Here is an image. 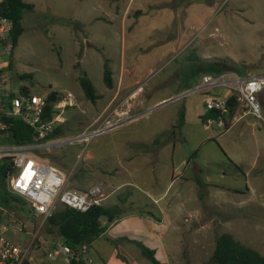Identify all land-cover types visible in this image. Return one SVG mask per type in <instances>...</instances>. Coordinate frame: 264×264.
Masks as SVG:
<instances>
[{
  "label": "rangeland",
  "instance_id": "1",
  "mask_svg": "<svg viewBox=\"0 0 264 264\" xmlns=\"http://www.w3.org/2000/svg\"><path fill=\"white\" fill-rule=\"evenodd\" d=\"M24 1L34 10L24 13L23 34L9 54L5 91L64 98L58 139L80 141L36 155L65 174L68 188L102 187L104 206L121 216L103 218L114 226L85 258L151 264L139 242L162 263L206 264L223 233L264 256V119H233L226 130L222 120L205 119L206 95L196 91L211 64L242 78L264 77V0ZM84 75L99 96L95 103L81 88ZM260 101L264 116V90ZM25 204L39 234L32 250L46 257L47 223ZM21 211L15 204L2 214L25 225ZM147 218L155 234H148ZM9 228L21 240L19 229Z\"/></svg>",
  "mask_w": 264,
  "mask_h": 264
},
{
  "label": "built area",
  "instance_id": "2",
  "mask_svg": "<svg viewBox=\"0 0 264 264\" xmlns=\"http://www.w3.org/2000/svg\"><path fill=\"white\" fill-rule=\"evenodd\" d=\"M13 27V22L10 19L0 16V163L6 159L12 164L13 172L7 180L8 190L23 198L31 210L43 217L44 220L51 217L60 205L81 213L88 212L94 206H103L108 196L102 187L94 186L87 191L68 188L63 173L36 155L38 149L52 146L62 147L80 141V137L69 141H59V139L45 141L47 136L53 132V125L58 120L55 119L49 124H41L45 100L35 96L32 98L16 97L10 100V105H6L10 93H6L4 86L8 78L6 69L9 67L8 58L12 49L8 38ZM215 89H226L232 92L239 106L234 117L235 121H241L247 116L264 119L259 97V94L264 90V77L242 78L235 73L227 72L204 75L196 91L206 95V105L210 111L227 114L226 98L207 95ZM4 115L21 116L27 124L37 130L41 141L23 146L3 143L5 137L3 132L6 125L2 123L1 118ZM56 118H60V115ZM87 250L88 248L84 247L83 252ZM62 254L67 256L69 262L72 252L63 245L51 252L49 258L55 261ZM28 256L29 249L21 248L9 241L3 233H0V264H25ZM89 264H93V262L89 260Z\"/></svg>",
  "mask_w": 264,
  "mask_h": 264
},
{
  "label": "trees",
  "instance_id": "3",
  "mask_svg": "<svg viewBox=\"0 0 264 264\" xmlns=\"http://www.w3.org/2000/svg\"><path fill=\"white\" fill-rule=\"evenodd\" d=\"M33 10L34 6L24 0H3L0 2V16L10 19L14 25L13 31L8 38L13 48L16 47L24 31L22 27L24 13ZM224 71L223 67L214 64L206 68V72L209 74H220ZM27 77L32 78V76ZM79 82L88 101L95 103L99 96H97L89 78L84 75L79 78ZM104 83L107 88H113L112 72L107 66H105L104 70ZM16 97L32 98L33 96L28 88H23L19 95L10 93L6 105H10V100ZM63 99L57 92L50 93L46 97L41 124L52 123L56 117L61 115L60 109L56 108V106H59ZM226 100L228 105L227 114L211 111L206 114L205 119H220L223 121L225 128L228 129L239 106L233 95L227 97ZM1 121L6 125V129L3 132L5 135L3 143L23 146L36 144L41 141L37 130L27 124L21 116L4 115ZM56 124L57 122L54 124L53 132L47 136L45 141L58 139L60 136L59 130L56 129ZM180 125H183L182 121ZM12 172L13 168L10 161L5 159L0 163V208L3 210H10L15 207V204H22V208L26 205L25 200L8 190L7 180ZM118 213L115 207L107 208L104 205L94 206L86 213L77 212L60 205L55 209L52 216L45 220V223H47L46 230L58 243L71 250L72 254L69 257V264H86L83 259L85 254L83 252L84 247H92L93 243L107 232L110 225L105 224L103 218L114 217V219H120L121 216ZM134 243L140 249L142 256L149 260L151 264H167L160 262L156 258V253L153 249L139 242ZM25 264L28 263L26 262ZM206 264H264V256L259 251L238 241L233 235L223 233L217 237L214 252Z\"/></svg>",
  "mask_w": 264,
  "mask_h": 264
},
{
  "label": "crops",
  "instance_id": "4",
  "mask_svg": "<svg viewBox=\"0 0 264 264\" xmlns=\"http://www.w3.org/2000/svg\"><path fill=\"white\" fill-rule=\"evenodd\" d=\"M203 77V76H202ZM201 77V78H202ZM201 78L197 81V87H198V85L200 84V82H201ZM245 118H249V117H245ZM243 120H245V119H243ZM210 121V120H209ZM242 121V120H241ZM231 127V126H230ZM229 127V128H230ZM228 128V129H229ZM228 129H226V130H228ZM154 143H157V145L160 143V142H158L157 141V139H155L154 140ZM63 173V172H62ZM63 175L65 176V174L63 173ZM31 209V208H30ZM33 211V210H32ZM2 212H3V209H1L0 208V233H3L4 234V236L9 240V241H11L12 243H14V244H16V245H18V246H20L21 248H23V249H29V256H28V260H27V263L28 264H48L47 262H46V260L47 259H49V254L51 253V252H53L58 246H62L61 245V243H58V241H56V239L53 237V236H51L49 233V238H46V240L47 241H45V244L44 245H40L41 246V250L42 249H44V248H46V246H48V245H46V242H48L49 243V245L51 246V250L50 251H48L47 252V256L46 257H44L43 256V254L40 252V249L39 250H35V249H33L32 250V246H33V241L35 240V239H37V237H38V230L35 232V231H33V226L31 225V222L29 223V218L28 217H26V213H25V211L23 210V208H22V215H23V219L24 220H28V222H26V224L24 225L22 222H20V223H18V222H16L15 220H14V218L12 217V215L11 214H9V213H7V212H4L3 214H2ZM35 213V212H34ZM36 214V213H35ZM37 215V214H36ZM38 217H39V215H38ZM41 217V216H40ZM135 217H131V218H129V219H134ZM128 219V218H127ZM23 220V221H24ZM148 222H149V224H148V226H149V230L151 231V232H149L148 234H155L156 233V230H155V225H156V223L155 222H151V219H149V218H147L146 219ZM119 221H124V219H121V220H119ZM160 224H161V221L159 222ZM5 224V225H4ZM6 225H8V227H6ZM10 225H14V226H16L18 229H19V231L22 233V237H21V240L18 238V237H16V234H17V232H16V229H13V230H11L10 228H9V226ZM24 225V226H23ZM114 225H110L109 227H108V230H107V232H109L111 229H112V227H113ZM146 231V230H145ZM107 232L103 235V236H105V235H107ZM17 236H18V234H17ZM28 239H30V241L29 242H27V240ZM43 243H44V241H43ZM24 244V245H23ZM90 248H88V250H89ZM85 254H86V252H85ZM85 254H84V256H83V259H84V261H85V263L87 264V263H89V260H91L92 262H93V264H95V261L93 260V259H91V258H88V257H86L85 258ZM88 258V259H87ZM57 260V259H56ZM55 260V261H56ZM66 263H68L69 264V262L67 261V259H66Z\"/></svg>",
  "mask_w": 264,
  "mask_h": 264
}]
</instances>
